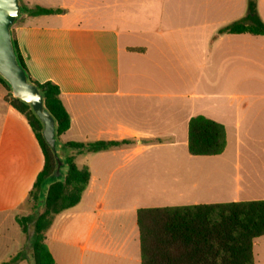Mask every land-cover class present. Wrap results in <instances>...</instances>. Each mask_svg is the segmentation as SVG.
Here are the masks:
<instances>
[{"label": "crops", "instance_id": "0c3cea01", "mask_svg": "<svg viewBox=\"0 0 264 264\" xmlns=\"http://www.w3.org/2000/svg\"><path fill=\"white\" fill-rule=\"evenodd\" d=\"M247 1L19 0L27 8L62 10L40 16L23 13L13 25L31 78L50 81L60 90L70 116L69 129L59 137L62 147L68 148L67 142L129 141L99 152L73 150L63 156L74 157L90 177L80 201L57 214L45 232L54 264H141L139 209L264 200V35L217 34L211 44L204 41L207 64L236 78L235 96L244 114L210 115L192 102L165 104L162 94L127 90L130 68L150 59L154 25L172 18L192 32L201 21V27L211 25L213 32L243 18ZM256 7L264 23V0H256ZM130 97L148 101L147 110L132 120L125 117L124 108ZM91 99L108 100V105L94 107L92 120L86 110ZM117 108L124 118H119ZM197 115L223 125L226 146L221 154L188 153V122ZM242 127L244 135L253 129V156L241 152ZM150 148L168 149L173 159L221 166L209 179H193L186 190L170 191L150 179L149 157L143 155ZM43 164L27 120L0 87V219L13 216L23 204ZM4 228L0 224V230ZM1 234L0 260L10 259L19 252L20 241ZM252 255L253 264H264V235L253 239Z\"/></svg>", "mask_w": 264, "mask_h": 264}, {"label": "trees", "instance_id": "16d2710c", "mask_svg": "<svg viewBox=\"0 0 264 264\" xmlns=\"http://www.w3.org/2000/svg\"><path fill=\"white\" fill-rule=\"evenodd\" d=\"M21 6V14L29 16L52 15L62 12L35 6ZM16 22V21H15ZM264 35V23L257 14L256 0L247 1L243 18L231 22L217 31L222 34ZM13 49L17 62L27 81L36 86L42 97L43 107L54 120L56 144L70 127V116L60 97L57 85L50 81L38 82L31 78L11 27ZM8 90L5 97L27 120L44 157L42 170L27 197H32L41 212L35 216L16 219L25 233L29 226V252L32 264H54L52 255L44 244V235L57 214L75 206L89 182L87 168H78L74 157L61 159L67 170L53 179L56 169L55 155L46 144L43 124L34 114L31 105L14 98L9 85L0 78ZM122 141L67 142L64 145L77 153L99 152L111 147L128 144ZM226 146L223 125L197 115L188 122L187 151L192 156L221 154ZM141 264H253V239L264 235V200L227 202L207 205L144 208L137 211ZM17 253L11 262L22 259ZM1 264H10L4 262Z\"/></svg>", "mask_w": 264, "mask_h": 264}, {"label": "rangeland", "instance_id": "374dc122", "mask_svg": "<svg viewBox=\"0 0 264 264\" xmlns=\"http://www.w3.org/2000/svg\"><path fill=\"white\" fill-rule=\"evenodd\" d=\"M155 23V21H153ZM201 22V21H200ZM197 22V28L187 31L185 26L178 25L174 19H166L160 24L154 25L156 33L150 37L151 45L154 48L150 50V59L136 63L132 68V77L127 87L132 93L136 94H162V101L165 104L177 102H192L198 107L205 108L210 115L225 114L228 117L237 113L244 114L239 100L235 96L238 93L236 78L227 77L223 74L222 68L211 67L207 64L205 51V38L209 44L216 38L218 29L213 32V26L201 27V23ZM153 26V27H154ZM221 26V25H220ZM154 27V28H155ZM216 28H219L216 26ZM159 29V30H157ZM134 42H141L138 38H133ZM204 46L202 50L201 46ZM156 46L159 47L155 48ZM5 97L8 90L0 84ZM230 95L234 98L230 99ZM120 105V99L114 100ZM148 101L130 97L125 99V116L134 119V116L147 108L144 106ZM98 104L108 105V100H88L86 110H89L92 120L94 107ZM119 118L121 109H118ZM147 110V109H146ZM122 116V117H121ZM240 140L243 142L241 152L244 155L253 156L254 154V134L251 128L248 135H244L243 127L240 130ZM233 145L230 146V151ZM72 149L63 148L58 141L55 149L59 159L63 156H69ZM168 149L150 148L145 151L144 156L149 157L148 172L152 182L156 180L159 184L168 188V190H186L190 187L192 180L198 178L209 179L215 176L216 171L221 166L217 162L194 163L186 160L173 159L170 157ZM61 172L65 173L67 168L65 165L60 167ZM146 171V168H145ZM174 177H178L179 181H172ZM32 197H27L23 204L17 209L13 216L3 217L0 224H5L2 236L15 235L20 241L19 252L22 259L16 264H32L29 252V236L31 226L27 232H23L22 228L16 223L15 219L26 216H35L41 210L36 208ZM48 249V244L44 243ZM11 262V258L0 260V264Z\"/></svg>", "mask_w": 264, "mask_h": 264}, {"label": "water", "instance_id": "95a60500", "mask_svg": "<svg viewBox=\"0 0 264 264\" xmlns=\"http://www.w3.org/2000/svg\"><path fill=\"white\" fill-rule=\"evenodd\" d=\"M21 6L19 0H0V78L10 87L14 98L31 105L34 114L43 124L42 136L55 153V127L53 118L43 107L42 97L36 86L27 81L19 66L13 49L11 27L19 18ZM56 169L53 179L60 176L62 161L55 155Z\"/></svg>", "mask_w": 264, "mask_h": 264}]
</instances>
